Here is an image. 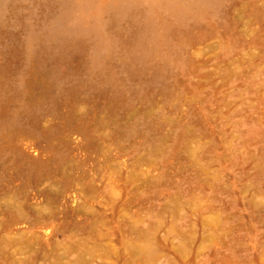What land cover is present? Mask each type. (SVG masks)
Instances as JSON below:
<instances>
[{
	"label": "rangeland",
	"instance_id": "rangeland-1",
	"mask_svg": "<svg viewBox=\"0 0 264 264\" xmlns=\"http://www.w3.org/2000/svg\"><path fill=\"white\" fill-rule=\"evenodd\" d=\"M124 1L0 0V264H264V0Z\"/></svg>",
	"mask_w": 264,
	"mask_h": 264
},
{
	"label": "bare ground",
	"instance_id": "bare-ground-1",
	"mask_svg": "<svg viewBox=\"0 0 264 264\" xmlns=\"http://www.w3.org/2000/svg\"><path fill=\"white\" fill-rule=\"evenodd\" d=\"M124 2H125V4H127L129 6H132L134 4V1L133 0H128V1H124Z\"/></svg>",
	"mask_w": 264,
	"mask_h": 264
}]
</instances>
